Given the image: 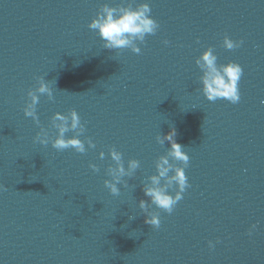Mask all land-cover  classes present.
<instances>
[{"label": "water", "instance_id": "95a60500", "mask_svg": "<svg viewBox=\"0 0 264 264\" xmlns=\"http://www.w3.org/2000/svg\"><path fill=\"white\" fill-rule=\"evenodd\" d=\"M139 2L157 33L139 54L104 48L88 27L101 6ZM225 35L244 43L228 50ZM209 46L243 68L237 104L201 91L196 59ZM40 76L55 99L40 95L37 124L23 109ZM72 109L95 149L35 142ZM173 127L190 187L171 214L153 207L155 228L142 181ZM113 146L125 166L141 162L118 196L104 186ZM0 185V264H264V0H0Z\"/></svg>", "mask_w": 264, "mask_h": 264}, {"label": "clouds", "instance_id": "9594fccd", "mask_svg": "<svg viewBox=\"0 0 264 264\" xmlns=\"http://www.w3.org/2000/svg\"><path fill=\"white\" fill-rule=\"evenodd\" d=\"M151 5L148 2L125 3L119 6H113L105 3L101 6L96 16L88 25L89 29L97 32L103 40V47L110 50L130 49L132 52L139 54L141 52L140 44L146 41L148 35H155L160 27L159 22L151 15ZM165 45L169 44L164 40ZM244 41L233 40L228 35L223 38V47L228 50L239 48ZM196 64L201 70L200 76L201 91L209 101L226 99L232 104H237L241 100L239 82L243 75L242 66L234 61L228 63H218V57L213 47L209 46L196 59ZM38 87L30 89L27 93L30 98L23 109L26 117H31L37 124L40 123L37 113V105L40 101V95L46 94L49 100H54V89L50 81H46L44 76L37 77ZM51 126L57 130L55 138L49 135L46 128L41 127L36 133L35 142L42 145L51 146L57 151L74 149L78 153H86L89 148L95 149L96 143L91 137L84 136L87 128L81 121L79 113L72 109L69 113L64 114L56 112L51 118ZM73 135L68 136L67 133ZM177 132L173 127L167 134H159L156 139L160 145H165L167 141L171 147L166 154L159 156L155 162V173L147 176L142 181V191L148 199L139 201V209L142 211L144 222L155 228L161 225L160 214L156 209L164 210L171 214L177 203L183 198V194L190 187L185 169L188 167L190 157L184 146L176 140ZM87 142V147L86 143ZM111 161L106 169V175L110 179L104 180V186L114 196L121 193L120 185L128 188L127 178H133L141 166L138 159H129L127 166L123 153L118 151L114 146L109 149ZM106 156L104 151H100L99 157L103 160ZM89 167L99 172L100 168L95 163H90ZM133 188L135 185L132 186ZM4 186L0 185V190ZM135 217H130L134 219ZM257 229L256 224H252L248 230L251 236ZM209 241L208 246L214 249L216 243Z\"/></svg>", "mask_w": 264, "mask_h": 264}]
</instances>
